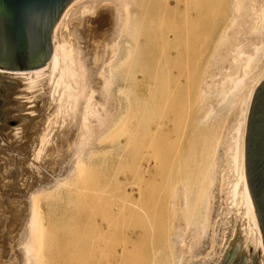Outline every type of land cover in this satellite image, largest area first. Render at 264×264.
<instances>
[{"label":"bare ground","instance_id":"bare-ground-1","mask_svg":"<svg viewBox=\"0 0 264 264\" xmlns=\"http://www.w3.org/2000/svg\"><path fill=\"white\" fill-rule=\"evenodd\" d=\"M223 18H226L225 27L220 25ZM216 33L224 38L232 37L231 54L222 62L220 70L203 82L198 103L206 105L203 122L212 123L209 135L213 139L211 173L219 171L216 172L215 168L223 154L222 148L218 147L220 127L232 111H237L228 144L225 143L227 148L221 146L229 174L227 189L224 187L228 191L223 203L226 208H221L219 198L212 205L209 196L212 192H207L203 214L198 219L202 232L206 226L212 230H207L209 232L194 249L190 248L188 240L185 242L180 235L177 237L181 246L186 245V253L195 258L190 264H218L227 239L240 220L239 233L244 235V245H259L264 254L244 162L249 106L258 82L264 77V0H72L53 27L48 61L30 73L26 84V99L28 104H33L28 110L38 113L37 121L29 126L30 121L25 122V117H17V122H23V125L16 131L19 137H12L13 142L7 141L8 134H0V155L10 151L12 156L7 160L17 163L16 168L24 158L31 161L30 166L33 165L30 175H34V179L20 194L26 199L22 204L28 206L24 239H20L21 244L17 242L22 248V264H46L48 261L49 254L44 252L47 253L49 247L45 245L53 242V238L47 232L48 225L38 204L45 197L53 199L67 188L74 190L73 186L80 184L77 193H83L81 198L89 194L86 199L90 197L92 200L93 191L87 189V184L93 176H101L105 177L101 183L96 182L100 180L98 178L92 183L100 184L99 192L104 200L119 196L124 209L140 208L144 186L153 181L151 178L156 176L157 170L153 165L156 162L146 169H141L144 165L140 166L153 145L144 139L147 136L141 120L142 93L164 80L170 81L173 58L188 52L190 38ZM21 146L25 154H20L22 159H18L20 155L15 152ZM29 146L31 150L28 151ZM7 160L0 157L4 165H8ZM16 168L14 175L18 177ZM45 168H48L46 174L43 172ZM217 176L215 179L219 178ZM209 179L213 181V178ZM217 181L215 188L220 184ZM69 192L67 190L66 194ZM78 194L74 196H78L74 208L81 201ZM183 197L185 207L191 205L189 196L183 194ZM58 198L56 196V200ZM83 202L80 207L85 204ZM71 203L69 201L67 207H73L74 200ZM175 203H172L173 208L177 205ZM89 205L85 204L88 209ZM9 209V202L0 200V217ZM4 224L0 219V225ZM211 246L213 249L209 252ZM183 253L176 256V260L174 256L170 264H180ZM139 255V251L133 254L135 260L131 264H157L156 260L140 258ZM106 256L109 255L104 254Z\"/></svg>","mask_w":264,"mask_h":264},{"label":"rangeland","instance_id":"rangeland-1","mask_svg":"<svg viewBox=\"0 0 264 264\" xmlns=\"http://www.w3.org/2000/svg\"><path fill=\"white\" fill-rule=\"evenodd\" d=\"M220 25L226 26V18L221 20ZM189 41L190 48L188 52L175 55L173 58L170 81L166 82L164 80L142 93L141 120L144 135L147 136L144 139L147 143L152 142L153 145L151 151H148L149 154L146 153L145 159H143L144 163H140V166L143 167L144 165L145 167L141 169H146V166L148 167L156 162L153 165L157 170H155L156 176L151 178L153 181L150 180L152 183L149 181L150 183L144 186V193L139 204L140 208L124 209L119 196L104 200L103 194L99 192L100 184L98 185L96 182L100 181L101 183L105 177H94L93 175V179L98 178L100 180L94 182L96 187L92 183V178L90 182L88 181L87 189L93 191L91 194L92 200L90 197L86 199L89 194L88 196L84 194V197L81 198L83 193L81 195L77 193L79 190L76 189L80 188V184L78 187L73 186L76 192L72 188H67L59 193V196L55 195L54 197L53 195V199L49 196L48 199L47 197L41 199L42 202L44 201L43 203L39 200V209L42 211L41 214L44 215L46 226L48 225L46 227L47 232L51 233L50 235L53 238V242L49 241L50 244L45 245V247H49L47 253L46 250L44 252V249H42L46 255L49 254L47 255L48 261H46V264H131L134 263L133 254L136 251L140 252V258H147L151 261L154 259L157 264H170L173 257L175 256L174 259L176 260V256H180L185 249L184 258L180 264H190L195 261L193 255L191 257V253H186V245H180L177 235H180L182 240H186L185 242L188 240L190 248H193L199 246L205 233L212 230V227L206 226L205 232H202L201 222L198 219L203 214L207 192H212V194H209L212 205L218 201L219 204H222L221 208L223 206L224 209L226 208L223 203L226 202L228 192L226 190V180H228L229 174L226 168L228 162L223 147L227 148L226 144L228 143L226 142L227 139L229 140L228 136L232 133L231 130L236 122L237 111H232L229 114V119L227 117V120L220 127L218 147L222 148L219 149L223 154L220 155L221 158H217L218 166H216L215 171H219L211 173L210 157L213 139L209 135L212 123L210 125L203 122L206 105L201 102L198 103V98L202 96V94L200 96V93H202L201 89L203 90V82L208 81V77H213L216 74L215 72L220 70L223 61L230 57L233 39L230 36L224 38L216 33L200 38H190ZM217 59H219V63ZM32 72H35V70L22 73L8 72V70L0 71V134H8L7 141L9 142L15 141V139L12 140L13 136L15 138L19 137L16 131L23 125V122H17V117H25V122L30 121L29 126L37 121L36 116L38 113L28 110L32 109L33 104H28L29 101L26 99V84L30 80V73ZM179 83L181 86H179ZM167 102L168 104H166ZM29 129L31 128L29 127ZM29 150H31L30 146ZM3 153L0 157L4 160L10 159V156H12L10 151H4ZM15 153L17 155L25 154L23 146L18 148ZM18 159H22L21 155ZM26 159L24 158V162L20 163L18 168H16L17 163L14 161L13 163L11 160H7L8 165L0 162V166H2L0 167L2 171V176H0V196H2L0 200H7L10 208L9 211L2 212L0 217L5 223L0 225V264H22V248L18 243L22 241L20 239H24L22 237L25 235L24 224L28 215V206L26 203H24L25 205L22 204L26 199H22L20 194L22 190L29 188L34 179V175H30L33 165L30 166L31 161ZM15 168L18 169V177L14 175ZM47 170L48 168H45L43 172L46 174ZM218 174L219 176H217ZM216 176L219 178L215 179ZM210 177L213 178V181H210ZM106 179L108 178L106 177ZM216 180L220 184L216 182L218 186L215 188ZM215 189L217 192L220 191L217 193ZM67 190L70 191L69 194H66ZM94 192H99V194L96 193L98 194L96 195ZM213 192L214 195L216 194L215 196ZM75 194L80 195L79 200H81L76 208L74 207L78 203V196L74 197ZM183 194L189 196L188 201L191 205L185 207ZM211 195L216 199H213ZM56 196L59 197L58 202H56L58 200H56ZM176 196L177 198H175ZM217 198L220 200H217ZM73 200L74 206L71 207L72 205L69 204L70 207H67L68 202L72 201L73 203ZM87 200H90V202ZM83 201L86 205L87 203L90 204V209L85 204L83 205L85 207H80V202ZM172 203L177 204L176 207L174 205L175 208H173ZM16 209H19V211ZM183 230L185 233H183ZM234 230L227 239V245L232 239ZM225 231L227 232V230ZM94 237L95 239L99 238L98 241H94ZM140 242L142 243L140 244ZM250 247L252 256L261 249L259 245L256 247L252 244L245 246L243 241L242 249L245 250L247 256H249ZM42 248L44 247L42 246ZM212 249L213 246L210 247L209 252ZM101 250H104L105 253ZM104 254L109 255L106 256L108 260H105ZM262 257L261 249L260 264H263ZM187 259L189 260L187 261Z\"/></svg>","mask_w":264,"mask_h":264},{"label":"water","instance_id":"water-1","mask_svg":"<svg viewBox=\"0 0 264 264\" xmlns=\"http://www.w3.org/2000/svg\"><path fill=\"white\" fill-rule=\"evenodd\" d=\"M72 0H0V69L22 72L45 65L51 55L52 30ZM245 176L264 247V77L249 106L244 139ZM238 220L218 264H260V249H242ZM264 264V254L262 257Z\"/></svg>","mask_w":264,"mask_h":264}]
</instances>
